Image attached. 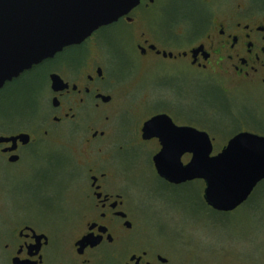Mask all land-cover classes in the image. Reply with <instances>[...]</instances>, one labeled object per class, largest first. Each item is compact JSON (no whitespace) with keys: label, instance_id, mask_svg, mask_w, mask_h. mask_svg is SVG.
I'll list each match as a JSON object with an SVG mask.
<instances>
[{"label":"flooded vegetation","instance_id":"1","mask_svg":"<svg viewBox=\"0 0 264 264\" xmlns=\"http://www.w3.org/2000/svg\"><path fill=\"white\" fill-rule=\"evenodd\" d=\"M103 37L124 53L117 68V56L103 54ZM194 68L202 73L199 84L218 91L206 98L209 112L229 105L234 94L264 92V0H140L82 42L5 82L0 114L4 103L18 97L32 123L0 127V158L8 162V170L27 161L37 171L39 191L55 196L57 203L51 206L46 200L45 208L62 211L65 228L59 232L63 229L51 222L41 225L33 213L11 227L15 217H7L0 229V264H46L47 249L55 241L69 243L63 264H184L174 243L151 234L128 187L135 174L129 172L130 162L120 168L106 149L116 143L112 130L126 128L133 118L138 125L132 124L127 142L149 144L156 153L163 147L161 136L147 137L144 131L155 116L206 131L212 155L237 133L249 131L244 125L222 141L216 130L194 123ZM34 144L44 145V159L34 156L36 150L27 155ZM192 156L185 152L182 161L188 163ZM203 198L213 208L204 192ZM177 235L191 250L183 227Z\"/></svg>","mask_w":264,"mask_h":264},{"label":"rangeland","instance_id":"2","mask_svg":"<svg viewBox=\"0 0 264 264\" xmlns=\"http://www.w3.org/2000/svg\"><path fill=\"white\" fill-rule=\"evenodd\" d=\"M103 30L106 31L104 28ZM103 54L112 59L117 56L115 67L121 65L124 53H118L109 45L106 37L102 38ZM111 42V41H110ZM114 60H116L114 58ZM201 72L194 68V123L206 124L216 130L222 141L236 131L244 128L255 133L264 134V92L255 95L234 94L229 105L218 112H209L206 98L215 97L218 93L210 85H201L196 80L201 78ZM14 99L2 105L0 127L9 128L27 126L32 118L27 117V108L20 99ZM9 117H12L9 120ZM123 118H118L121 124ZM130 123V124H129ZM126 128L116 126L112 130L111 139L116 143L106 149L111 152L115 163L125 169L126 162H130L129 172L134 175L128 178V187L144 211L147 222L151 227V234L155 237L174 243L181 252L179 260L184 264H262L264 262V180L258 184L251 197L232 211H220L208 207L202 200L205 182L195 179L181 184H168L159 178L154 156L159 152L152 151L149 144H134L127 142L130 131L137 126V120L131 119ZM134 126H133V125ZM129 125L131 128H129ZM69 125L64 129L68 130ZM133 146L123 147L122 146ZM44 145H32L27 150L30 156L36 150L41 159L46 157ZM32 156V155H31ZM65 156V155H64ZM138 157L134 159V157ZM133 160V161H131ZM154 161V162H153ZM8 162L0 158V229L8 218H14V224L20 219L37 215L41 225L51 222L57 229L64 232L65 215L62 211L52 209L47 211L45 204L56 205L55 196L45 195L39 191L35 182L36 170L28 168L24 161L16 171L8 170ZM72 172V171H70ZM79 173L80 170H77ZM71 177L73 175H70ZM68 178V175H65ZM55 192V190H53ZM47 200V201H46ZM18 222V223H17ZM18 227V225H17ZM183 227L187 233L186 239L191 242V250L181 243L177 231ZM54 229V228H53ZM53 232V231H52ZM67 232V231H65ZM69 243L53 242L47 249L46 264H63L68 259Z\"/></svg>","mask_w":264,"mask_h":264},{"label":"water","instance_id":"3","mask_svg":"<svg viewBox=\"0 0 264 264\" xmlns=\"http://www.w3.org/2000/svg\"><path fill=\"white\" fill-rule=\"evenodd\" d=\"M140 0H0V88L65 46L80 43L103 25L129 12ZM145 135L161 136L156 169L171 183L205 181L204 197L213 208L231 211L249 199L264 180V135L241 131L212 155L210 135L155 116ZM185 152L193 153L188 163Z\"/></svg>","mask_w":264,"mask_h":264}]
</instances>
